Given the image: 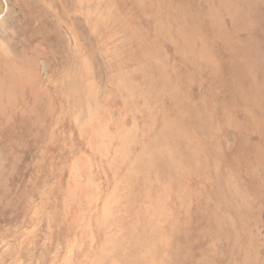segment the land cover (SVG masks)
<instances>
[{
    "label": "rangeland",
    "instance_id": "1",
    "mask_svg": "<svg viewBox=\"0 0 264 264\" xmlns=\"http://www.w3.org/2000/svg\"><path fill=\"white\" fill-rule=\"evenodd\" d=\"M10 3L0 264H264V0Z\"/></svg>",
    "mask_w": 264,
    "mask_h": 264
},
{
    "label": "bare ground",
    "instance_id": "2",
    "mask_svg": "<svg viewBox=\"0 0 264 264\" xmlns=\"http://www.w3.org/2000/svg\"><path fill=\"white\" fill-rule=\"evenodd\" d=\"M3 1L5 2V4H3ZM6 5V7H5ZM8 5V6H7ZM16 6V5H15ZM15 6H13L10 3V0H0V41L3 42L5 40V35L8 36V34H4V33H8V32H16L19 33L22 31L23 28V24H26L25 22L22 21L21 17L24 18V14L21 12L20 8H16ZM5 8V9H4ZM6 10V11H5ZM22 22V23H21ZM11 33V34H12ZM10 34V35H11ZM21 34V33H20ZM9 35V36H10ZM15 33L13 34L14 37ZM18 35V34H16ZM11 37V36H10ZM9 38V37H7ZM6 38V40H7ZM12 38V37H11ZM15 38V37H14ZM13 39V38H12ZM11 39V40H12ZM16 40V39H15ZM9 41V40H8ZM175 111V110H174ZM173 116V115H172ZM165 119V118H164ZM174 127V126H173ZM168 128V127H167ZM172 128V127H171ZM162 129V128H161ZM160 129V131H161ZM173 129V128H172ZM155 131V130H154ZM164 132V130H163ZM158 135H160L158 133ZM157 139V138H156ZM157 160V159H156ZM160 163V162H159ZM160 167V164H159ZM133 169V168H132ZM159 169V168H158ZM153 172V171H152ZM151 173V172H150ZM152 174V173H151ZM150 174V175H151ZM140 175V174H139ZM144 175V174H143ZM149 175V174H148ZM141 177V176H139ZM143 177V176H142ZM141 177V178H142ZM150 177V176H148ZM147 180V179H146ZM138 182H140L138 180ZM148 183V182H146ZM127 184V183H126ZM143 184V182H142ZM145 185V184H144ZM147 186V185H146ZM144 187V186H143ZM125 188V187H124ZM140 188V187H139ZM142 189V188H141ZM132 190V189H131ZM138 191V190H137ZM143 191V190H142ZM130 192V191H129ZM134 193V192H133ZM144 194V192H143ZM129 198V197H128ZM126 200V199H125ZM121 204V203H120ZM119 206V205H118ZM158 206V205H157Z\"/></svg>",
    "mask_w": 264,
    "mask_h": 264
}]
</instances>
